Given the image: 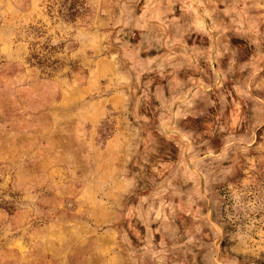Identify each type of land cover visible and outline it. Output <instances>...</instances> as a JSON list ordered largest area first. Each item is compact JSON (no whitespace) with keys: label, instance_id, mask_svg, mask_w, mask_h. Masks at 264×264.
<instances>
[{"label":"rangeland","instance_id":"obj_1","mask_svg":"<svg viewBox=\"0 0 264 264\" xmlns=\"http://www.w3.org/2000/svg\"><path fill=\"white\" fill-rule=\"evenodd\" d=\"M0 264H264V0H0Z\"/></svg>","mask_w":264,"mask_h":264}]
</instances>
